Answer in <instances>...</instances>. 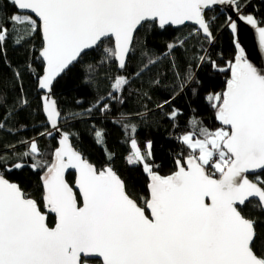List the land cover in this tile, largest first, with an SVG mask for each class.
Masks as SVG:
<instances>
[{
	"label": "snow or ice",
	"instance_id": "1",
	"mask_svg": "<svg viewBox=\"0 0 264 264\" xmlns=\"http://www.w3.org/2000/svg\"><path fill=\"white\" fill-rule=\"evenodd\" d=\"M249 3L0 0V60L15 69L17 90L9 102L6 87H0V132L17 135L15 143L4 145L0 165L15 160L6 171L28 167L39 174L34 195L0 173V264H264V229L257 227L264 215V71L245 58L236 38L238 22H244L264 48V18L248 13ZM218 6L235 15L220 26L234 34L239 49L226 68L211 56L217 16L210 13ZM169 30L179 35L163 50L149 45L151 37ZM9 39L24 53L22 63H10ZM204 65L230 71L223 91L207 97L220 127L209 129L192 115L188 130L175 137L180 151L174 169L161 175L153 142L139 146V125L157 114L178 122L183 112L174 102L189 89L198 93L192 85L200 83L196 70ZM73 72L93 99L82 111L64 115L54 89ZM25 74L37 81L36 111L45 121L43 131L19 139L25 127L19 116L30 108ZM160 92L167 98L154 102ZM132 95L139 106L122 111ZM115 113L129 144L127 164L142 167L148 178L146 194L129 187L110 165L91 163L73 143L76 133L65 130L69 119ZM92 131L96 143H104L103 129L93 125ZM45 137L56 138L50 159L39 146Z\"/></svg>",
	"mask_w": 264,
	"mask_h": 264
},
{
	"label": "trees",
	"instance_id": "2",
	"mask_svg": "<svg viewBox=\"0 0 264 264\" xmlns=\"http://www.w3.org/2000/svg\"><path fill=\"white\" fill-rule=\"evenodd\" d=\"M8 11L11 12V8ZM247 12H254L258 19L264 18V0H250ZM211 14L217 16L215 20V25L217 26L215 35L217 39L211 46V56L220 67L226 68L229 62L235 61L236 51L233 45V38L227 28L220 27L226 18L225 15L215 9L212 10ZM173 35H179V33H173L172 30L158 33L151 37L148 43L151 47L163 50L165 42L171 40ZM34 43L37 46L39 45L38 36ZM205 47H207L206 43ZM8 57L12 65L22 63L25 59L23 52L19 49H13L11 39L8 40ZM38 64L39 62L37 61V66ZM14 70L5 67L3 61L0 60V87H6L9 102L17 96V90L14 87L15 82L12 79V71ZM196 74L200 83H194L192 88H196L198 93L193 95L191 89H189L187 94L179 96L174 102V106L183 112V115L178 118V122L162 119L157 114L156 116L149 117L147 124L139 125V131L136 134L139 146L144 148L147 141L151 140L153 142L152 150L155 162L160 165L159 171L161 175H167L174 169L173 160L176 153L180 151V146L176 143L174 137L179 135L181 131L188 130L187 122L192 115L202 120L203 124L209 129L220 127L219 122L215 119L214 109L211 108L207 97L213 93L223 91L226 81L230 76V71L219 72L213 70L209 65H204L196 70ZM138 83L139 81L136 82V84ZM136 84L132 86L133 91L136 89ZM23 89L30 103V108L25 109L19 116L21 124L25 125V127L19 131L18 137L19 139H29L35 136L36 133L44 130L45 118L43 114L36 111L39 107V97L41 95L37 90V81L25 74ZM125 95H129V93L126 92ZM167 96V92H160L159 95H153V101L158 102L162 98H167ZM54 98L58 100L63 114L67 115L69 112H80L82 108H87L92 102L93 96L89 89L81 86L79 73L73 72L56 85ZM77 99L83 100L84 104L80 107L76 106L75 101ZM138 106L136 96L132 95L127 100L122 111L127 112ZM153 106L149 105V107ZM166 111H170V109H166ZM29 112H31V115H28ZM4 115L5 110L0 108V119ZM119 115V113H115L105 119H101L98 116L93 119H69L66 122L68 127L65 130L76 133L73 137V143L91 163L98 168L110 165L117 170L122 178H125L129 187H134L140 194H146L148 178L143 172L142 167L129 166L126 162V157L130 154V149L121 126L115 123ZM61 123L64 124L65 121L62 119ZM176 123H178V127L175 126ZM93 125L98 129H103L104 143H96V138L92 131ZM9 126H11V122L6 127ZM17 127L19 128L20 125H17ZM129 135H132V133H129ZM16 140L17 135H10L6 131L0 132V154H3L4 145L15 143ZM39 146L41 151L48 154L46 158L50 159V152L56 146V140L55 138L47 137L39 139ZM23 150V148H17V151ZM109 154H112L111 161L108 159ZM15 162V160H12L9 162V165H0V173L6 175L9 180L20 182L26 191L36 195L38 192L37 183L39 174L34 173L28 167L22 170L13 169L10 172L5 170L11 163ZM67 179L73 182L74 174H68ZM41 206L43 207V205ZM51 220L52 218L50 217V223ZM257 227L258 230L264 229V215L259 216Z\"/></svg>",
	"mask_w": 264,
	"mask_h": 264
},
{
	"label": "water",
	"instance_id": "3",
	"mask_svg": "<svg viewBox=\"0 0 264 264\" xmlns=\"http://www.w3.org/2000/svg\"><path fill=\"white\" fill-rule=\"evenodd\" d=\"M218 10L221 13H223L225 17H227L228 15H233V18H235V15L231 12V9L228 8L227 6H218ZM228 31L231 34L232 38L234 39V34L229 29ZM236 38L239 41L240 48L244 51L245 58L255 67H257L259 70L264 71V48L260 46L259 36L256 30L244 22H238V31L236 34ZM235 51L237 55L239 49L235 47Z\"/></svg>",
	"mask_w": 264,
	"mask_h": 264
},
{
	"label": "built area",
	"instance_id": "4",
	"mask_svg": "<svg viewBox=\"0 0 264 264\" xmlns=\"http://www.w3.org/2000/svg\"><path fill=\"white\" fill-rule=\"evenodd\" d=\"M174 139H175V137H174Z\"/></svg>",
	"mask_w": 264,
	"mask_h": 264
}]
</instances>
